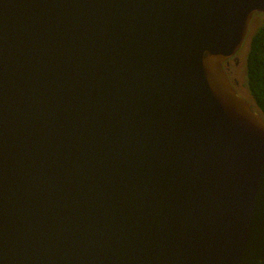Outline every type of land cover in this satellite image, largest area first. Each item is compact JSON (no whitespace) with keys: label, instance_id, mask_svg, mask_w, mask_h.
<instances>
[{"label":"water","instance_id":"obj_1","mask_svg":"<svg viewBox=\"0 0 264 264\" xmlns=\"http://www.w3.org/2000/svg\"><path fill=\"white\" fill-rule=\"evenodd\" d=\"M264 0H0V264H264V117L225 66Z\"/></svg>","mask_w":264,"mask_h":264},{"label":"trees","instance_id":"obj_2","mask_svg":"<svg viewBox=\"0 0 264 264\" xmlns=\"http://www.w3.org/2000/svg\"><path fill=\"white\" fill-rule=\"evenodd\" d=\"M251 33L245 58L249 100L264 117V15Z\"/></svg>","mask_w":264,"mask_h":264},{"label":"rangeland","instance_id":"obj_3","mask_svg":"<svg viewBox=\"0 0 264 264\" xmlns=\"http://www.w3.org/2000/svg\"><path fill=\"white\" fill-rule=\"evenodd\" d=\"M261 17V15H257L252 21L251 33H253V31L260 25L262 20ZM236 70L237 71L234 73V78L237 81L238 88L241 90V93L249 97L245 64L243 63V65L239 66Z\"/></svg>","mask_w":264,"mask_h":264},{"label":"flooded vegetation","instance_id":"obj_4","mask_svg":"<svg viewBox=\"0 0 264 264\" xmlns=\"http://www.w3.org/2000/svg\"><path fill=\"white\" fill-rule=\"evenodd\" d=\"M246 55H247V49H244L240 52V61L239 62H235L234 60H231L226 66V72H227V75L230 79V81L233 83V85L236 87L238 93L242 94L241 93V90L238 88V84H237V81L236 79L234 78V73L235 71H237L236 69L243 65V63L245 64V58H246Z\"/></svg>","mask_w":264,"mask_h":264},{"label":"clouds","instance_id":"obj_5","mask_svg":"<svg viewBox=\"0 0 264 264\" xmlns=\"http://www.w3.org/2000/svg\"><path fill=\"white\" fill-rule=\"evenodd\" d=\"M246 47H247V46H246ZM246 47H245L244 49H246ZM244 49H243V50H244ZM241 51H242V50H241ZM241 51H240V52H241ZM239 55H240V53L238 54V56H239ZM239 57H240V56H239ZM242 95L245 96V97H247V96L244 95L243 93H242ZM247 98L249 99V97H247Z\"/></svg>","mask_w":264,"mask_h":264}]
</instances>
